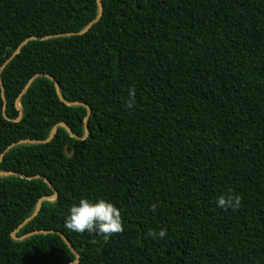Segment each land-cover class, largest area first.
<instances>
[{"label":"trees","instance_id":"obj_1","mask_svg":"<svg viewBox=\"0 0 264 264\" xmlns=\"http://www.w3.org/2000/svg\"><path fill=\"white\" fill-rule=\"evenodd\" d=\"M0 81V264H264V0H0Z\"/></svg>","mask_w":264,"mask_h":264},{"label":"clouds","instance_id":"obj_2","mask_svg":"<svg viewBox=\"0 0 264 264\" xmlns=\"http://www.w3.org/2000/svg\"><path fill=\"white\" fill-rule=\"evenodd\" d=\"M134 98L135 89H129V107L132 106ZM240 203V196L235 194H221L216 200V206L224 210L236 209ZM64 227L73 233L95 234L104 240L124 231L121 211L113 203L103 198L95 200L81 198L78 203L70 207ZM166 235L167 229L161 228L158 236L163 239Z\"/></svg>","mask_w":264,"mask_h":264},{"label":"water","instance_id":"obj_3","mask_svg":"<svg viewBox=\"0 0 264 264\" xmlns=\"http://www.w3.org/2000/svg\"><path fill=\"white\" fill-rule=\"evenodd\" d=\"M97 6H98V11H99L98 16H100V14H101V5H100L99 2H97ZM89 27H90V25H89L85 30H83L82 33H83L84 31H86ZM47 39H48V38H39V40H41V41H43V40H47ZM32 40H38V38H28L27 40H25V41L21 44V47L24 46L27 42L32 41ZM17 52H18V51H16V52L11 56V58H13V57L16 55ZM38 76H45V77H48V76H46V75H38ZM48 78H49V77H48ZM51 80H52V79H51ZM52 81H53V80H52ZM53 82H54V81H53ZM54 84H55L56 89H58V85H57V83L54 82ZM0 87L2 88L1 81H0ZM57 93H58V92H57ZM58 97H59L60 101H61L64 105H67V106L80 105V103H68V102H65V101L62 99V97L60 96L59 93H58ZM3 99H4V98H3ZM17 108H18V102H17ZM88 116H89V111H88V113H87V117H86L85 120H84V125H85V126H84V130H85V134H84V136H83L82 139H84V138L86 137L87 133H88V130H87V127H86V122H87ZM57 126H62V127H64V128L66 129V131L68 132V134H69L71 137H74V135H73L72 133H70L69 129H68L65 125H63V124H59V125H57ZM53 135H54V130L52 131V133L50 134V136H49V138H48V140H47L46 142L50 141V140L52 139ZM41 143H42V142H35V141H19V142L13 143V144H11L10 146H8L7 149H6L4 152H7V151H9L11 148H13V147H15V146H17V145H21V144H41ZM64 153H65V156L68 157V158H70V157L72 156V152L69 154V153L67 152L66 148L64 149ZM3 155H4V153L1 154V156H0V162H1V159H2ZM10 175H16V174L2 173V172H0V176H10ZM36 178H41V179H42V177H40V176L26 177V179H28V180L36 179ZM44 181H45V183H47V180H44ZM53 192L55 193L54 190H53ZM55 199H56L55 194H54L52 197H45V198H42V199L37 203V206H36V209H35V211H34V213H33V215H32V218H33V217L36 215V213L38 212L39 207H40V204H41L43 201H53V200H55ZM29 219H31V218H29ZM29 219H28V220H29ZM28 220H27V221H28ZM20 227H22V226H20ZM60 236H61V238L66 242V240L63 238V236H62L61 234H60ZM24 238H25V237L17 239V238L14 237V235H12V239H13V240H22V239H24ZM76 258H77V257H76Z\"/></svg>","mask_w":264,"mask_h":264}]
</instances>
